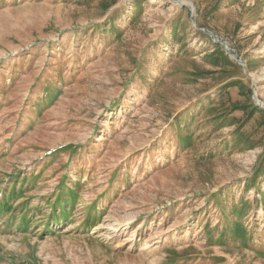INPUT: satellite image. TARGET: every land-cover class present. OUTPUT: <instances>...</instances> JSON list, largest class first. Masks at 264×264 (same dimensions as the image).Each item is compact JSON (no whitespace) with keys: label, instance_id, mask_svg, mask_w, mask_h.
<instances>
[{"label":"rangeland","instance_id":"obj_1","mask_svg":"<svg viewBox=\"0 0 264 264\" xmlns=\"http://www.w3.org/2000/svg\"><path fill=\"white\" fill-rule=\"evenodd\" d=\"M256 108L264 0H0V264H264Z\"/></svg>","mask_w":264,"mask_h":264},{"label":"water","instance_id":"obj_2","mask_svg":"<svg viewBox=\"0 0 264 264\" xmlns=\"http://www.w3.org/2000/svg\"><path fill=\"white\" fill-rule=\"evenodd\" d=\"M181 5H184L182 3H180ZM225 47H226V44L225 43H222ZM234 59L240 64V65H245V63L239 59L236 55H233ZM256 98V97H255ZM258 103V102H257Z\"/></svg>","mask_w":264,"mask_h":264},{"label":"trees","instance_id":"obj_3","mask_svg":"<svg viewBox=\"0 0 264 264\" xmlns=\"http://www.w3.org/2000/svg\"><path fill=\"white\" fill-rule=\"evenodd\" d=\"M221 56H222L223 58H226L223 52L220 53V57H221ZM253 108H254V106H253ZM255 111H258V112L264 114V112H263L262 110H259L258 108H256Z\"/></svg>","mask_w":264,"mask_h":264}]
</instances>
